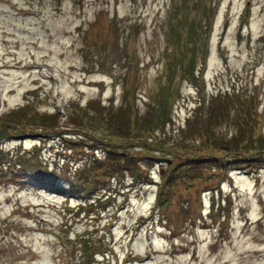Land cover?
Wrapping results in <instances>:
<instances>
[{
  "label": "rangeland",
  "instance_id": "obj_1",
  "mask_svg": "<svg viewBox=\"0 0 264 264\" xmlns=\"http://www.w3.org/2000/svg\"><path fill=\"white\" fill-rule=\"evenodd\" d=\"M231 89L253 98L228 103V120L242 119L243 135L264 134V0H0L5 121H26L13 112L25 102V114L65 115L88 99L126 105L129 123L121 114L113 121L130 132L102 125L93 133L119 149L157 155L154 148L170 147L198 101ZM156 103L170 114L162 128L141 119ZM58 124L57 137L40 140L0 130V163L11 155L19 162L0 169V264H264V162L195 176L189 186L164 183L159 195L167 196L156 199L158 162L142 161L145 183L124 169L97 174L85 193L64 197L65 182L51 188L44 178L53 168L75 169L83 150L65 149L64 128L75 124L63 117ZM231 127L228 121L221 130ZM206 147L187 137L175 150ZM20 163L46 175L28 183ZM96 191L109 193L106 200L92 197L77 215L74 207L65 214ZM84 231L99 252L75 249Z\"/></svg>",
  "mask_w": 264,
  "mask_h": 264
},
{
  "label": "trees",
  "instance_id": "obj_2",
  "mask_svg": "<svg viewBox=\"0 0 264 264\" xmlns=\"http://www.w3.org/2000/svg\"><path fill=\"white\" fill-rule=\"evenodd\" d=\"M234 91L233 89L222 92L218 91L198 101L193 106V111L184 117L183 124L177 126V136H175L176 139L171 141L170 147L167 149L162 147L154 148L157 150V155L152 152L141 153L138 152V150L133 151L128 148L119 149L113 144H119V142L109 141L95 135L92 130H95L97 127H102V125H107L109 129H112L111 131L122 129L124 133L130 132L127 128V123H129L131 118H129L128 114L129 108L126 105L115 107L111 103H101L98 99H88L84 106L80 108L72 105L71 110L66 112L65 115H60L55 111L50 114L36 111L25 114L27 112L25 109L28 105V103L25 102L17 106L13 112L18 111L17 113H20L14 114L15 116H21L22 114L26 116V121H5L0 119V130L9 128L15 132H21L17 135H23L22 132H25V134L30 136H53L58 135L57 132L63 131L62 126L58 124V120L61 117L67 119L73 123V125L75 124L73 127L64 128L65 133L70 134V137L67 138V143L79 145L84 151L87 150V152H90L89 154L87 153V155L80 156V158L82 157V161L79 163L77 169H75L77 170L76 172H63L59 168L56 170L53 168L50 169L52 173L46 175L43 174L46 168L36 169L34 163H20L23 168L31 170L33 176L37 179L41 177L38 174L50 176L44 178V180L48 182L44 184L54 188L55 185H53V183H55L57 179L65 181L70 188L73 186L88 187L92 179L94 181L99 179L97 178V174L103 178L105 176H110L114 172L123 171L124 169L129 171L134 178L138 176V179L144 180L143 178L146 177L147 172H143L142 169H140L139 163L142 161L151 162L154 160L159 161L158 170L161 177V186L164 183L169 185L173 182L189 186L192 184V180L195 176L199 179L207 180L213 176V173L226 170L231 163H257L264 161V134L251 135L249 133L243 135L238 127L243 123V120L241 119V122L237 120V118L228 120L231 116L226 109L228 103H244L246 101H251L253 98L248 94L243 95L235 93ZM146 113L147 114H141V119H145V122H148L149 126L153 125L157 127V125H159L160 128H162L165 123L170 120V114L167 108L164 110L160 103L149 105L146 108ZM119 114L126 118L125 121H127V123L125 127L119 128L120 125L113 121ZM136 118L138 117L136 116ZM228 121L232 125L231 129L221 130V126L227 124ZM17 122L21 124H17ZM27 124L34 126L27 127ZM177 132L180 135H178ZM137 134L140 136L139 133ZM187 137L192 140L197 139L198 144L200 141V145L206 143V149H197L195 154L177 152L175 150L176 143H179L180 139L184 141ZM144 143L145 142H143L142 145ZM93 148H99L101 151L100 158L93 156ZM10 163L19 165V162L15 160V156L11 155L0 163V169ZM210 167H213L214 170L213 172L209 170L208 173L206 169ZM159 191H161V187ZM159 191L157 193V198L167 196L166 194L159 195ZM81 246L84 250H87L91 245L82 238Z\"/></svg>",
  "mask_w": 264,
  "mask_h": 264
}]
</instances>
